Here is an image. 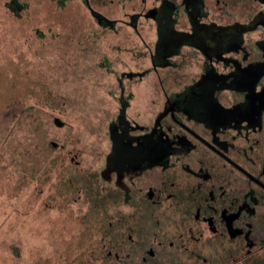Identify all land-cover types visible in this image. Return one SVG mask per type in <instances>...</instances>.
<instances>
[{"label":"flooded vegetation","instance_id":"flooded-vegetation-1","mask_svg":"<svg viewBox=\"0 0 264 264\" xmlns=\"http://www.w3.org/2000/svg\"><path fill=\"white\" fill-rule=\"evenodd\" d=\"M154 1L140 71L159 101L131 120V91L116 82L98 251L105 264H264V0L227 25L204 20V0Z\"/></svg>","mask_w":264,"mask_h":264},{"label":"rangeland","instance_id":"rangeland-1","mask_svg":"<svg viewBox=\"0 0 264 264\" xmlns=\"http://www.w3.org/2000/svg\"><path fill=\"white\" fill-rule=\"evenodd\" d=\"M154 3L0 0V264L106 263L97 233L107 222V126L123 104L116 82L131 91V120H149L159 101H149L155 78L140 71L154 52ZM204 4V20L219 25L253 7ZM243 47L255 53L251 40Z\"/></svg>","mask_w":264,"mask_h":264}]
</instances>
